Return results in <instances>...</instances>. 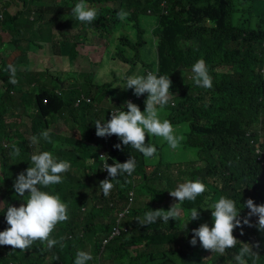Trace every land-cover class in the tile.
<instances>
[{"label": "trees", "instance_id": "16d2710c", "mask_svg": "<svg viewBox=\"0 0 264 264\" xmlns=\"http://www.w3.org/2000/svg\"><path fill=\"white\" fill-rule=\"evenodd\" d=\"M84 2L88 6L100 5L91 24L72 19L71 9L77 2L71 0H6L0 7V198L3 201L0 231L8 228L7 207L25 203L16 196L13 185L17 176L31 166L34 152L49 151L57 160L71 165L62 174V183L42 189L59 195L67 204L68 220L57 224L51 234V238H63V247L57 244L44 250L45 246L37 242L21 252L0 245V264H74L77 251L93 256L88 264H106L109 258L115 264H236L234 257L241 242L259 244L253 248L259 255L246 257V264H264V231L255 226L258 221L255 216L251 217L254 226L244 225L234 230L238 241L222 255L205 250L198 239L195 246L190 243L193 229L204 223L213 226L212 210L204 208L220 197L233 199L238 209L249 198L257 205L264 204V142L261 141L264 137V0ZM121 9L128 13L124 20L132 22L133 28L120 33V41L122 44L126 41L125 46L129 47L117 54L123 61L137 63L139 48L152 37L156 59L151 65L157 64L172 80L169 101L159 108V116L181 130L182 139L175 152L164 150L163 144L157 147L164 143L162 138L146 136L145 142L156 145L155 156L159 160L146 159L130 145L115 148L116 144H122L115 135L107 138L96 135L94 122L101 119L93 89L98 92L102 88L110 89L111 83L86 87L69 77L62 82L59 76L49 75L48 70L33 72L27 68L31 49L44 53L51 50L57 56L69 55L72 60L86 59L78 49L85 51L89 33L99 34V39H103L117 32L123 21L117 18ZM31 10L35 13L31 14ZM143 15L156 17V23L143 27ZM78 22L82 24L78 28L82 33L70 37L68 28L79 26ZM127 31H136V43L130 41ZM92 50L95 57L97 50ZM14 54L17 55L8 62ZM93 57L87 58L92 63L87 65L91 70L101 65L92 61ZM200 59L205 60L212 77L211 89L199 87L186 77ZM9 64L17 69L15 85L8 83ZM43 76L56 85L49 86ZM114 90L118 91L112 94L117 106L102 122L111 118L112 111L126 110L123 101L128 93L120 95L119 87ZM125 90L130 96L127 101L135 96L132 102L144 111L147 93L138 98L134 89ZM84 92L91 102L76 106ZM104 100L102 95L100 102ZM27 118L31 119L29 125L20 122ZM68 128L75 129L81 138L69 137ZM45 130L50 132L51 143L40 138ZM33 136L38 137V143L30 146ZM79 141L82 142L78 148ZM13 145L21 152L15 159L9 155ZM95 146L97 152L107 150L110 165L115 161L124 163L130 156L135 158L133 174L119 175L107 197L99 190V182L109 177L102 165H96L100 160L93 151ZM155 161L157 164L150 170V164ZM183 165L186 166L177 170V166ZM197 179L206 185V191L194 202L185 201L181 205L179 222L157 221L141 226L136 220L149 210H169L176 204L169 191L177 183ZM136 189L142 204L138 202L130 208L122 222L129 232L104 246L102 239L111 234L119 212L125 207L121 206L127 202L129 192ZM140 196H147V203ZM192 208H197L200 216L190 222ZM248 212L249 209L243 208L240 218L247 217ZM106 252L108 257L103 260Z\"/></svg>", "mask_w": 264, "mask_h": 264}, {"label": "clouds", "instance_id": "9594fccd", "mask_svg": "<svg viewBox=\"0 0 264 264\" xmlns=\"http://www.w3.org/2000/svg\"><path fill=\"white\" fill-rule=\"evenodd\" d=\"M33 13L35 12L31 10V14ZM127 15L128 13L123 9L117 12V18L120 20H124ZM71 16L72 19L81 23L91 24L97 18V11L89 7L84 0H79L71 9ZM7 70L10 73L8 83L17 84L16 67L9 64ZM191 71L192 79L197 86L205 89L212 88L213 80L204 59L196 61L192 65ZM123 83L125 86L122 88L134 89V95L137 97L147 93L144 111H141L140 107L132 101H126L124 104L126 110L112 111L110 119L104 122L101 120L94 122L96 135L102 138L115 135L122 142V144H116L115 148L121 149L122 145H130L142 153L146 159L157 154L156 145L145 142L146 136L160 137L167 142L170 148L176 149L182 137L175 134L174 129L177 128L173 127L168 119L161 120L159 116V108L166 105L170 98L169 90L172 88L170 77L167 75L158 76L156 73L148 72L146 75L126 77ZM90 102L91 98L81 95L75 105L80 106ZM40 138L49 143L52 142L48 130L42 131ZM37 143L38 137L33 136L29 142L30 146ZM20 154V148L13 145L9 153L10 157L15 159ZM98 154L100 161H103L101 163L102 170H106L110 178L99 182V190L107 197L114 187L113 181L119 175L127 173L128 176H131L133 174L136 166L135 158L130 156L124 163L115 161L110 165L107 150L100 149ZM30 165L17 176L14 182L13 187L16 196L22 197L25 203L19 207L14 205L7 207L5 219L8 228L0 231V245L11 246L13 249H20L21 252L27 251L37 242L45 246L44 250H50L57 244L63 247V238L57 240L51 238V234L57 224L68 220L67 204L62 202L59 195L42 189L62 183V174L66 173L71 165L67 161L57 160L49 151L33 153L30 157ZM205 191L206 185L201 180H186L174 190L169 191L171 197L178 200L179 203L173 204L169 210H149L144 213L142 218L137 217L136 220L141 226L152 225L157 221L163 224H169L170 220L179 222L182 219L181 205L185 201L194 202ZM243 208L249 209V212L247 217L241 219L240 214ZM243 208L238 209L236 202L226 196L210 203L204 209L212 210L213 226L209 227L207 223H204L199 228L193 229V238L190 243L195 246L198 239L205 250L222 255L227 249L236 245L238 240L234 236V230L237 227L242 229L244 225L254 226L251 217H258L255 226L258 230L264 231V204L257 205L253 199L249 198L243 204ZM189 216L191 222L199 218L200 212L197 208H192ZM241 235H243V231H241ZM254 247L258 248L259 244L252 245L241 242L239 252L234 257L236 264H246V257L258 256V252L253 250ZM92 259L93 256L89 252L77 251L74 264H88Z\"/></svg>", "mask_w": 264, "mask_h": 264}, {"label": "rangeland", "instance_id": "374dc122", "mask_svg": "<svg viewBox=\"0 0 264 264\" xmlns=\"http://www.w3.org/2000/svg\"><path fill=\"white\" fill-rule=\"evenodd\" d=\"M3 1H6V0H0V7H2L1 5H3ZM71 1L72 3L79 2V0H71ZM89 7L94 8L97 11V7H100V5L98 4L96 7H94L93 5L90 4ZM142 20H143V27H147V26H151L155 24L157 21V18L151 15H143ZM70 26H72L68 28V34L70 37H74L75 34L77 33H82V32H79V29H78L82 27L81 23H79V26H76V25H70ZM132 28H133L132 22L123 20L122 25L121 27H119V30L117 32L114 31L113 34L106 35L103 37V39H99L100 37L99 34H93L92 32L89 33L90 36H89V40L86 42L87 46H85L84 48L85 51L81 50L80 48L78 49L80 54H83L86 56L85 57L86 59H82L84 57H80V58H76L75 60H72L69 55L57 56L51 50H47L46 53H44V52H41V50L33 51V49H31L29 53V58H28L29 60L28 62L29 65L27 67L28 71L30 70L33 72L35 71L43 72L45 70H48L49 75L59 76L62 82H65L69 77L70 79L77 81L79 83L78 85L84 84L86 87L94 85L97 88L98 86H103L104 84L111 83L112 84L110 88L112 89L111 94L108 93L110 89H108L107 87L102 88L99 92L96 89H93V95L96 97V103L99 104L98 116L100 117L101 120H105L110 110H112L114 107L117 106L116 99L115 100L112 99L113 97L112 94L118 93V91H115L114 88H118V87L121 88L122 90L120 92V95L127 92L128 93L127 99L130 97L129 91L122 88L123 86H125L123 82L126 77L133 76V75H146L148 72L156 73L158 76L167 74V73L161 72L157 64L151 65L156 59V45L152 37L149 38L148 43L143 48H139L140 49V56H139L140 60L137 63L133 62L132 60L123 61L121 59V55L117 54L122 48L126 47L128 49L129 47V46H125L126 41H124L123 44H122V41H120V37H121L120 33L124 31V29L130 30ZM89 31L91 30L89 29ZM135 32L136 31H132V32L127 31V33L130 34V41L132 43H136L137 41ZM79 39L81 38L79 37ZM92 49H94V52L95 50H97L95 57H93ZM16 55L17 54L10 56V58L8 59V62L12 61ZM92 57H93V59H91L92 61H95L96 63H101V65H99L98 67L96 68L93 67V70L87 67V65H92V63H88L87 58H92ZM192 75H193L192 71H189L186 75L187 79L192 80ZM42 78L47 79V84L49 86L56 85V82L53 81L52 79H49L47 76L46 77L43 76ZM62 82H61V86L63 87ZM85 94L86 93L84 92V95ZM102 95L105 96V100L103 102H100ZM134 97L135 96H132L129 100L133 101ZM140 97L141 96H139L138 98ZM127 99H125L123 103L126 102ZM5 120H6V117H5ZM20 122H22V124L29 125L31 123V119L30 118L21 119ZM174 130L177 136L180 137L182 135L181 130L179 129H174ZM75 131L76 130L73 128H71L70 130L68 128L67 135L69 137L75 136L76 139H80L81 136H79L78 134H75ZM261 141L264 142V137L261 139ZM81 142L82 141H79L78 143H76V146L78 148L80 147ZM163 142L164 143H159L157 147H159L160 144H163L164 150L175 151V152L178 150V147L176 149L170 148L168 144H165L166 142L165 140ZM146 143H149V142H146ZM7 146H8V143H7ZM97 149L98 148L96 146L93 148V151L95 152V154L98 153ZM152 159L159 160L160 157L158 159L156 156H154L152 157ZM162 161H163V165H165L166 164L165 160H162ZM156 162L157 161H155L153 164H150L149 166L150 170H152L155 167V165L157 164ZM101 163H103V161H100V162L97 161L96 165L100 166ZM185 166L186 165L179 166V167L177 166V170L178 168H183ZM179 184L180 183H177L176 187ZM155 186H159V182H155ZM134 192H135V201L133 203V207L137 206L138 202H139V205L142 204L141 202L142 199L139 200L138 189H136ZM140 197L143 198L145 203H147V201L149 200L147 196H140ZM176 203H179V201L176 200ZM2 207H3V201L0 198V208ZM256 218L258 219V217ZM107 257H108V253L106 252L103 254L102 259L105 260L107 259ZM102 264H105V263L102 262ZM106 264H115V263L113 262V260H111V258H109Z\"/></svg>", "mask_w": 264, "mask_h": 264}, {"label": "built area", "instance_id": "2783aa9c", "mask_svg": "<svg viewBox=\"0 0 264 264\" xmlns=\"http://www.w3.org/2000/svg\"><path fill=\"white\" fill-rule=\"evenodd\" d=\"M134 201H135V192L130 191L128 194L127 202L121 206V207L123 206L125 207L118 214L117 224L112 228L111 234L108 237L102 239L104 246L107 245L109 242H111L115 237H120L129 232V228L126 225H123L122 222H123V219L126 217V215L129 213L130 208L133 207Z\"/></svg>", "mask_w": 264, "mask_h": 264}]
</instances>
